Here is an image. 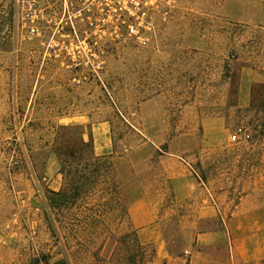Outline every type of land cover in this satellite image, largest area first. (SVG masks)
Here are the masks:
<instances>
[{
  "label": "rangeland",
  "instance_id": "1",
  "mask_svg": "<svg viewBox=\"0 0 264 264\" xmlns=\"http://www.w3.org/2000/svg\"><path fill=\"white\" fill-rule=\"evenodd\" d=\"M174 1L150 43L72 60L58 33L25 25L21 2L0 0V246L16 264H196L195 253L264 264V249L231 261L229 234L264 246V0ZM67 126L107 152L126 209L149 201L166 256L121 209L100 231L50 232L45 195L63 186L54 152Z\"/></svg>",
  "mask_w": 264,
  "mask_h": 264
},
{
  "label": "built area",
  "instance_id": "2",
  "mask_svg": "<svg viewBox=\"0 0 264 264\" xmlns=\"http://www.w3.org/2000/svg\"><path fill=\"white\" fill-rule=\"evenodd\" d=\"M29 23L51 29L72 60L99 57L100 43L131 40L150 43L174 9V0H16ZM59 44V43H58ZM215 205V203H213ZM216 206V205H215Z\"/></svg>",
  "mask_w": 264,
  "mask_h": 264
},
{
  "label": "trees",
  "instance_id": "3",
  "mask_svg": "<svg viewBox=\"0 0 264 264\" xmlns=\"http://www.w3.org/2000/svg\"><path fill=\"white\" fill-rule=\"evenodd\" d=\"M78 129L79 126L61 127L64 134L54 152L63 186L58 191L48 190L45 195V221L53 235L59 229L67 230L68 226L73 227V232L100 231L101 227H106L108 216L120 209L123 218L129 221L127 209L119 195V183L111 158L107 155L96 156L92 151L91 139L85 141L82 133L71 140L70 135ZM94 197L96 204L82 211L81 205ZM71 215L73 218L70 221L80 224L66 222L67 226H64L61 220ZM78 216L84 221L79 222ZM47 259L48 256L43 257L44 264H47Z\"/></svg>",
  "mask_w": 264,
  "mask_h": 264
},
{
  "label": "crops",
  "instance_id": "4",
  "mask_svg": "<svg viewBox=\"0 0 264 264\" xmlns=\"http://www.w3.org/2000/svg\"><path fill=\"white\" fill-rule=\"evenodd\" d=\"M94 151L96 156H104L107 154V152L98 148L96 144L94 145ZM119 176H122L120 171ZM127 212L129 222L133 229L137 232L139 239L146 243H154L157 248L158 256H166L167 254L164 252L161 229L157 223V215L149 201L144 197H135L129 199L127 202ZM229 234L232 235L233 238L234 247H231V250L234 249L235 251L234 255L230 256L231 261H234L233 259H235L237 262L242 261L243 263H249L250 261L255 262L262 258L260 256L261 250L264 249L262 243L261 245L257 244V246H254L253 244H250L251 242H249L250 247L248 250L246 248L247 234L245 232H229ZM202 236V239L205 241L207 239L206 237L210 236V234H203ZM229 242L230 241H228V244ZM241 244L243 247H241ZM11 254L12 251L9 246H0V264H16L14 260L11 259ZM191 259L192 260L190 263L196 259V261L194 260V263L197 264V259H200L199 264H213L211 259H208L201 253H195L194 256H191ZM227 261V264H229V260Z\"/></svg>",
  "mask_w": 264,
  "mask_h": 264
}]
</instances>
